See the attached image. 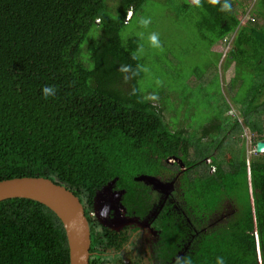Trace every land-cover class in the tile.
<instances>
[{
	"label": "trees",
	"instance_id": "16d2710c",
	"mask_svg": "<svg viewBox=\"0 0 264 264\" xmlns=\"http://www.w3.org/2000/svg\"><path fill=\"white\" fill-rule=\"evenodd\" d=\"M244 1L229 0V12L220 10L224 0L183 6L181 15L218 63L222 52L212 47L235 33L224 68L234 65L235 79L250 84L243 98L234 100L238 91L230 98L243 120L226 116L229 104L217 102L211 129L193 140L170 127L164 107L169 91L179 95L177 116L187 106L192 116L193 102L209 106L200 102L204 74L184 77L186 60L172 53L178 63H148L160 50L150 55L145 29L131 26L148 0H0V181L51 179L78 196L97 223L95 196L114 179L128 212L146 217L156 190L135 178L178 176L184 215L177 210L163 225L173 253L192 264L218 257L264 264V155L248 163L243 139L238 147L246 127L264 141V0H255L245 22L236 11ZM158 68L164 77L153 76ZM45 86L55 87V96L45 98ZM0 264H70L62 221L30 199L0 202Z\"/></svg>",
	"mask_w": 264,
	"mask_h": 264
},
{
	"label": "rangeland",
	"instance_id": "374dc122",
	"mask_svg": "<svg viewBox=\"0 0 264 264\" xmlns=\"http://www.w3.org/2000/svg\"><path fill=\"white\" fill-rule=\"evenodd\" d=\"M108 1L109 0H107V2ZM110 1L113 2V0ZM189 2L193 3V0H148V4L144 6V9L137 12L135 15L131 26L134 27L133 29H135V27L145 29L146 39H149V36L152 33H156L159 36L162 49L152 47L150 41L148 40L149 46L151 48L150 55L153 54L155 49L160 50L159 55L156 57L154 55L152 58H149L148 63L157 64L164 63L166 61H174L178 63V61L174 59L176 56L182 63L186 60L187 67L182 70V75L184 77L189 78V73L194 74V72H201L202 75L204 74L201 81L206 83L204 86H201V90L204 92L205 98L201 99L200 102H211L209 106L206 105L205 107V105L201 103L198 105L197 102H193L191 105L192 111H190L192 116H186L185 114V110H188V106L182 109L181 114L177 116L175 115V111L179 108V95L169 91L168 102L170 104L165 105L166 107H164V109H168L164 115L166 117V122L170 123V127L174 130H181L185 135H190L191 137L193 136V140H196L201 136L203 127H209V129H211L210 125H212V122L211 120L208 121V119H211L217 113L215 109H212L217 104H219L217 102L222 103L224 106L229 104L230 109L225 111L226 116L243 120L241 111L239 109L240 106L234 104L230 98L235 95L237 91L238 92L234 96V100L237 98H243L245 92L244 87H247L250 84L244 85L242 84L241 80L235 79L236 75L234 65L227 69L224 68L226 55L232 48V42L234 40L235 33L228 36L225 40L219 41L212 47L213 51L222 52V58L218 63L215 54L210 52L206 45H203L201 39H198V35L195 34L191 29V23L186 22L184 17L181 15L183 6L185 4L189 5ZM255 3V0H245L244 2L238 3L236 10L237 15L242 19L243 22H245L250 17ZM128 19L129 17L127 16V22ZM141 19H149L151 22L145 27L141 25ZM186 23L189 24L190 28H187ZM127 28L129 30L130 27ZM84 53H86L85 49ZM171 53L174 55V57L171 55ZM184 54H186V59L185 56H183ZM86 58H88V56H86ZM155 73L156 74L153 75L154 77H157L158 74L164 77L165 74L162 69L159 68ZM152 81L154 80H151V82ZM240 84L244 86H241ZM153 96H155L156 99H151ZM223 97L224 100L222 101ZM161 98L162 97H158L155 92H151L150 94V100L152 103L158 108L163 109ZM215 122L218 123V121ZM213 132L215 131H211V133ZM242 139L245 142L249 163L252 157L257 156V140L253 139L251 131L247 127L244 129V133L241 137V141L238 143V147H241ZM205 141H211V138L205 139ZM258 154L264 155V152ZM172 160L173 159H169L168 163H174ZM207 162L210 163L211 161L207 160ZM170 183H174V188L172 191H174L173 197L177 199V210L184 215V209L182 205L183 202L178 200V176H176ZM151 187L153 189V185H151Z\"/></svg>",
	"mask_w": 264,
	"mask_h": 264
},
{
	"label": "water",
	"instance_id": "95a60500",
	"mask_svg": "<svg viewBox=\"0 0 264 264\" xmlns=\"http://www.w3.org/2000/svg\"><path fill=\"white\" fill-rule=\"evenodd\" d=\"M256 151L264 152V141L257 143ZM135 180L149 186L153 185L154 190H160L163 193L165 190L172 191L174 188V183L161 182L152 176L140 175ZM116 181L117 179H114L96 194L94 199L96 219L112 229H117L124 224L148 225L138 217L119 218L116 221L109 219L108 212L111 204L117 201V196H121L112 192ZM15 198L30 199L51 209L64 225L69 245L70 264H90V224L78 196L51 179L42 177H20L0 181V202Z\"/></svg>",
	"mask_w": 264,
	"mask_h": 264
},
{
	"label": "flooded vegetation",
	"instance_id": "af4514ba",
	"mask_svg": "<svg viewBox=\"0 0 264 264\" xmlns=\"http://www.w3.org/2000/svg\"><path fill=\"white\" fill-rule=\"evenodd\" d=\"M156 178L165 183L173 181ZM112 192L121 196H117V201L111 204L108 212L110 220L138 217L148 225L124 224L117 229H112L104 226L97 219V223L93 222L92 215H86L91 230L90 264H175L177 256L171 250L175 241L171 237L167 241L163 226L167 219L170 220L168 225H171V220L177 211V199L173 197L174 191L165 190L164 193L160 190L155 191L153 209L146 217L130 214L123 204V193L115 189H112ZM155 214L157 215L154 216ZM171 230L170 227V236Z\"/></svg>",
	"mask_w": 264,
	"mask_h": 264
},
{
	"label": "clouds",
	"instance_id": "9594fccd",
	"mask_svg": "<svg viewBox=\"0 0 264 264\" xmlns=\"http://www.w3.org/2000/svg\"><path fill=\"white\" fill-rule=\"evenodd\" d=\"M209 2L213 5H216V4H220V0H209ZM193 3L197 4V5H200V0H193ZM220 10L221 11H224V12H229L231 11V4L229 3V0H224V2L221 4V7H220ZM131 16V14H130ZM129 16V17H130ZM151 21L149 19H141L140 20V23L141 25L143 26H147ZM149 41H150V44L152 47H155V48H161L162 49V45L160 43V40H159V36L158 34L156 33H152L150 36H149ZM142 50V49H141ZM133 58L135 59L136 58V55L133 54ZM120 71L121 72H128L130 71V67H125V66H121L120 68ZM159 83V81H158ZM56 88L55 87H52V86H45L43 89H42V94L45 98H48V97H51V96H55L56 94ZM151 99H156L155 96L151 97ZM207 162V161H206ZM214 171V169H212ZM176 264H192L191 262V259L189 257H177L176 258ZM216 264H224V259L222 257H218L217 258V262Z\"/></svg>",
	"mask_w": 264,
	"mask_h": 264
}]
</instances>
